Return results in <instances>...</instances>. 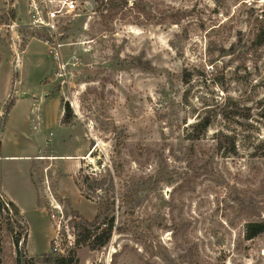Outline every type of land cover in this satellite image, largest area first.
I'll return each instance as SVG.
<instances>
[{
  "label": "rangeland",
  "instance_id": "obj_1",
  "mask_svg": "<svg viewBox=\"0 0 264 264\" xmlns=\"http://www.w3.org/2000/svg\"><path fill=\"white\" fill-rule=\"evenodd\" d=\"M18 1L23 23L10 20L14 0H0V188L29 236L15 244L0 192V264L53 253L52 200L63 236L75 240L73 215L92 221L108 200L128 229L101 251L80 249L79 264H264V234L245 238L264 222V44L253 45L264 0H77L56 34L32 28V0ZM37 1L45 15L60 0ZM11 95L38 111L20 100L6 114ZM207 115L206 134L189 140ZM221 132L235 151L218 150ZM81 169L106 184L89 200L74 183Z\"/></svg>",
  "mask_w": 264,
  "mask_h": 264
},
{
  "label": "trees",
  "instance_id": "obj_2",
  "mask_svg": "<svg viewBox=\"0 0 264 264\" xmlns=\"http://www.w3.org/2000/svg\"><path fill=\"white\" fill-rule=\"evenodd\" d=\"M98 1V0H97ZM103 3V1L101 0ZM99 10V8H98ZM10 20L15 23L19 20L18 14L15 10L11 11ZM35 37V36H33ZM264 44V22H259L256 36L254 38V47L257 48ZM16 98L13 95L10 96V101L5 107V112L8 114L15 104ZM65 115L64 123L68 122L71 117L72 111L68 104L63 106ZM261 117L264 118V108L260 113ZM212 124L211 117L209 115L201 118L199 121L190 126L191 133L189 134V140L198 141L200 140L208 131ZM219 141L218 150H222L227 147V145L232 148L229 150L235 151V137L230 135H225L224 133H218L216 135ZM264 148V142L260 145ZM0 150H1V140H0ZM226 150V149H225ZM110 176V172L108 173ZM74 183L78 190L86 199H91L89 192H103L106 186L105 182L102 180H97L95 175H85L84 171L81 169L79 176H76ZM111 185L106 189L107 192L114 191L113 181ZM3 204V203H2ZM0 208L4 209L2 207ZM5 204L6 212L8 217L15 219L8 231L11 234H15L14 242L18 245L21 241V238L24 237L25 240L28 239L29 228L23 222V216L19 208L12 202H7ZM115 201L108 200L105 204L100 205L98 214L92 221L87 220L81 214L75 213L73 219L71 220V228L73 230V235H75V240L72 246L68 243L67 236H63L62 240V250L60 253H50L45 254L37 258L24 259L23 264H79L78 251L82 248H87L91 252H98L107 247L115 233L124 234L128 229L124 226H118L116 224V218L114 216ZM19 229L20 232L16 233L15 229ZM264 234V222L261 223H249L245 229V238L247 240H254L258 236ZM55 240L52 243L54 245Z\"/></svg>",
  "mask_w": 264,
  "mask_h": 264
},
{
  "label": "built area",
  "instance_id": "obj_3",
  "mask_svg": "<svg viewBox=\"0 0 264 264\" xmlns=\"http://www.w3.org/2000/svg\"><path fill=\"white\" fill-rule=\"evenodd\" d=\"M53 1L48 0L49 4H52ZM30 26L36 29H45L48 31H53L54 34L57 33V20L58 17L64 14H74L78 10L77 0H60L58 3V9L52 10L48 8L45 15H43V11L41 10V6L37 0H32L30 5ZM45 44L49 47V53L53 60L58 64L62 61V44H60L57 40L53 39L48 40ZM51 220L54 222V226L57 229V237L55 238V242L53 245V252L54 253H62V243H63V235L61 234L62 228L69 230V225H64L66 222V215L63 211L62 207L59 204H55V201H51L50 203ZM71 220V219H70ZM71 221H69L70 224ZM62 235L61 237H59ZM68 243L70 246L73 245L74 239L70 236H67Z\"/></svg>",
  "mask_w": 264,
  "mask_h": 264
},
{
  "label": "crops",
  "instance_id": "obj_4",
  "mask_svg": "<svg viewBox=\"0 0 264 264\" xmlns=\"http://www.w3.org/2000/svg\"><path fill=\"white\" fill-rule=\"evenodd\" d=\"M14 5L16 6V9H17V12L20 10L19 9V1L18 0H14ZM18 18H19V20H18V22L20 21V22H24V20H23V18H22V13H21V10L19 11V13H18ZM28 46V45H27ZM26 46V47H27ZM16 98V104H18V103H21V101L20 100H22L21 99V97H19V96H16L15 97ZM23 102H31L32 104H33V106H32V110L30 111L32 114H33V110H34V112H37L38 111V107L36 108V106L35 105H37L36 104V102L37 101H34L33 99L31 100V99H27V101H25V100H22ZM34 116L35 115H33V116H31L30 118H34ZM29 118V117H28ZM61 118H62V114H61V116H60V120H61ZM36 120H37V118H36ZM3 133L4 132H2V135H3ZM2 137V136H1ZM47 144L49 145L50 144V141H48L47 140ZM1 147H2V142H1ZM1 151V150H0ZM18 156H13V155H11V156H7V157H5V159H10V160H12V159H14V158H17ZM85 156H78V157H72V156H70L69 158H78V159H82V158H84ZM29 158V157H28ZM48 158V156H44V155H42V154H38L37 155V157H36V161H39V162H42V161H45L46 159ZM51 161V160H50ZM52 161H54V160H52ZM53 163V162H52ZM55 174V173H54ZM31 178H32V181H33V177H32V174H31ZM0 192H1V194L4 196V194H3V188H0ZM5 197V196H4ZM6 198V197H5ZM7 199V198H6ZM8 201H10V202H12V203H14L18 208H19V210H20V212H21V214H22V216H23V218L25 219V217H24V210L21 208V207H19L14 201H12V200H9V199H7ZM39 205H42L41 203L39 204ZM26 221V220H25ZM28 236H29V234H28ZM55 237H54V239L57 237V233L55 232V235H54ZM27 248H28V243H27ZM27 248H26V250H27ZM32 257H34V256H32ZM38 264H40V263H38Z\"/></svg>",
  "mask_w": 264,
  "mask_h": 264
}]
</instances>
